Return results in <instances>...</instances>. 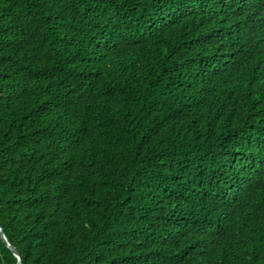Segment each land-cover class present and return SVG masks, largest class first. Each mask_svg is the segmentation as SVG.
<instances>
[{"label":"trees","instance_id":"1","mask_svg":"<svg viewBox=\"0 0 264 264\" xmlns=\"http://www.w3.org/2000/svg\"><path fill=\"white\" fill-rule=\"evenodd\" d=\"M235 1L0 0V264H264V0Z\"/></svg>","mask_w":264,"mask_h":264},{"label":"clouds","instance_id":"2","mask_svg":"<svg viewBox=\"0 0 264 264\" xmlns=\"http://www.w3.org/2000/svg\"><path fill=\"white\" fill-rule=\"evenodd\" d=\"M244 1L245 0H236L235 2H236V9L237 10H240V11H243V10H246L247 8L246 7H248L251 3V5L249 6V7H251L252 5H254V4H256V3H258L257 2V0H251V2L250 3H248V4H244ZM248 7V8H249ZM239 15V14H238Z\"/></svg>","mask_w":264,"mask_h":264},{"label":"water","instance_id":"3","mask_svg":"<svg viewBox=\"0 0 264 264\" xmlns=\"http://www.w3.org/2000/svg\"><path fill=\"white\" fill-rule=\"evenodd\" d=\"M0 231H1L2 240L8 245V247L12 250V252L18 257V263H20V255L18 251L8 243L4 232L1 230V227H0Z\"/></svg>","mask_w":264,"mask_h":264}]
</instances>
